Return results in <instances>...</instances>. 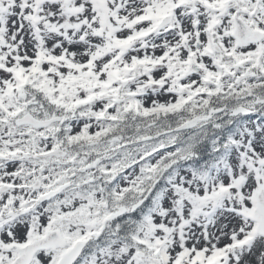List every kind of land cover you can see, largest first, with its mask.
Masks as SVG:
<instances>
[{"label": "snow or ice", "instance_id": "6c2138e0", "mask_svg": "<svg viewBox=\"0 0 264 264\" xmlns=\"http://www.w3.org/2000/svg\"><path fill=\"white\" fill-rule=\"evenodd\" d=\"M0 264H264V0H0Z\"/></svg>", "mask_w": 264, "mask_h": 264}]
</instances>
